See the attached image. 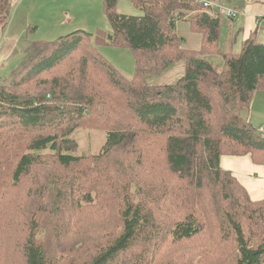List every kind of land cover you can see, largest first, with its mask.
<instances>
[{
    "label": "trees",
    "instance_id": "trees-1",
    "mask_svg": "<svg viewBox=\"0 0 264 264\" xmlns=\"http://www.w3.org/2000/svg\"><path fill=\"white\" fill-rule=\"evenodd\" d=\"M131 1L140 14L104 0L110 31L34 43L0 83V264H264V199L220 164H264L249 119L264 42L254 32L235 50L239 8ZM11 8L0 0L4 25ZM179 21L202 34L199 50L182 46ZM102 45L130 51V77ZM175 66L176 80H153ZM79 129L107 133L98 153L80 151Z\"/></svg>",
    "mask_w": 264,
    "mask_h": 264
},
{
    "label": "rangeland",
    "instance_id": "rangeland-1",
    "mask_svg": "<svg viewBox=\"0 0 264 264\" xmlns=\"http://www.w3.org/2000/svg\"><path fill=\"white\" fill-rule=\"evenodd\" d=\"M227 3H232L226 5L231 7L236 1L231 0ZM116 11L134 15L141 13L131 0H117ZM5 22L6 18L0 19V62L2 64L0 83L11 81L13 75L28 62L32 54L31 47L38 41L55 40L60 35H66L78 29L95 34L99 30L110 31L111 29V23L104 9V0H12L8 24L4 25ZM180 26L183 25L180 23ZM258 39L264 42V27L259 29ZM239 43L240 41L235 44V50H238ZM99 51L122 74L128 77L133 74L135 63L129 50L102 45ZM183 71L181 66H175L165 75L154 76L153 80L173 81L179 78ZM258 120L261 121H254L256 127H264L263 120ZM258 132L264 136L262 129H258ZM76 135L80 143V151L93 154L101 150L107 138L105 131L97 129H79ZM107 232H115V230Z\"/></svg>",
    "mask_w": 264,
    "mask_h": 264
},
{
    "label": "crops",
    "instance_id": "crops-1",
    "mask_svg": "<svg viewBox=\"0 0 264 264\" xmlns=\"http://www.w3.org/2000/svg\"><path fill=\"white\" fill-rule=\"evenodd\" d=\"M231 7H237L241 10V15L233 20L232 34L234 35V30H238L236 34L237 42L247 39L254 32H256L258 37L259 29L264 27V0L246 4L243 1H238ZM180 23L183 25L182 27ZM189 27L188 22H177V31L183 38L182 46L192 50H199L202 46V34L190 31ZM180 70L181 68L179 67ZM250 109V121L254 124V121L257 122L261 121L258 119H262L264 123V90L254 93ZM256 128L264 131V127ZM220 164L224 169L233 173L247 189L253 200L259 201L264 199V164L255 163L251 154L244 156L224 155L221 157Z\"/></svg>",
    "mask_w": 264,
    "mask_h": 264
},
{
    "label": "built area",
    "instance_id": "built-area-1",
    "mask_svg": "<svg viewBox=\"0 0 264 264\" xmlns=\"http://www.w3.org/2000/svg\"><path fill=\"white\" fill-rule=\"evenodd\" d=\"M200 2H204V4H208L209 6L214 7L217 11H219L220 13H222V15L225 18H229V17H234L235 15H237V13H240L238 8L235 7H228L226 5H219L216 4L212 1L209 0H198ZM2 66L1 62H0V67Z\"/></svg>",
    "mask_w": 264,
    "mask_h": 264
}]
</instances>
